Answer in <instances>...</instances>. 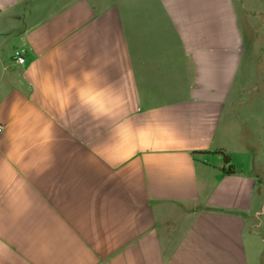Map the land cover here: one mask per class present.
Segmentation results:
<instances>
[{
    "label": "crops",
    "instance_id": "crops-1",
    "mask_svg": "<svg viewBox=\"0 0 264 264\" xmlns=\"http://www.w3.org/2000/svg\"><path fill=\"white\" fill-rule=\"evenodd\" d=\"M0 126V264H264V0H0Z\"/></svg>",
    "mask_w": 264,
    "mask_h": 264
},
{
    "label": "trees",
    "instance_id": "trees-1",
    "mask_svg": "<svg viewBox=\"0 0 264 264\" xmlns=\"http://www.w3.org/2000/svg\"><path fill=\"white\" fill-rule=\"evenodd\" d=\"M216 153L220 154L222 156V159L225 164L229 163V156L226 155L222 150H218ZM234 170L232 165H228L226 169H224L225 172L232 173Z\"/></svg>",
    "mask_w": 264,
    "mask_h": 264
},
{
    "label": "rangeland",
    "instance_id": "rangeland-1",
    "mask_svg": "<svg viewBox=\"0 0 264 264\" xmlns=\"http://www.w3.org/2000/svg\"><path fill=\"white\" fill-rule=\"evenodd\" d=\"M253 247H254V249L257 250V251L260 250V242L257 243V246H253Z\"/></svg>",
    "mask_w": 264,
    "mask_h": 264
},
{
    "label": "built area",
    "instance_id": "built-area-1",
    "mask_svg": "<svg viewBox=\"0 0 264 264\" xmlns=\"http://www.w3.org/2000/svg\"><path fill=\"white\" fill-rule=\"evenodd\" d=\"M0 131H1V126H0Z\"/></svg>",
    "mask_w": 264,
    "mask_h": 264
}]
</instances>
